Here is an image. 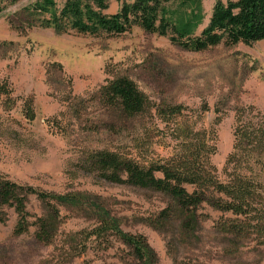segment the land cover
<instances>
[{
  "label": "rangeland",
  "instance_id": "374dc122",
  "mask_svg": "<svg viewBox=\"0 0 264 264\" xmlns=\"http://www.w3.org/2000/svg\"><path fill=\"white\" fill-rule=\"evenodd\" d=\"M37 1L0 0V85L12 90L10 98L0 95V173L42 192L78 193L84 205L61 208L58 232L49 245L35 240V227L14 235L16 214L9 210L7 221L0 224V264H264V246L258 245L257 237L233 239L221 233L215 222L220 214L208 207L198 209L196 218L184 226L175 213L161 219V211L169 206L162 194L107 183L77 171L83 150L118 142L120 151L129 152L127 135L134 129L158 130L153 132L157 142L149 150L155 157L174 154L177 142L156 109L179 107L181 114L172 117L174 122L188 121L215 134L211 163L223 178L233 149L235 113L247 120L264 118V41L219 45L196 53L171 44L170 33L159 37L138 27L118 36L59 34L32 26L35 20L23 10ZM65 1L55 0L57 8ZM161 1L169 11H189L180 5L184 0ZM215 1L201 0L204 19L196 34L208 24ZM120 5L109 0L105 13H116ZM121 76L137 85L149 105L140 124H126L122 138L104 132L110 120H97L101 109L95 105L89 108L86 123L90 133L76 128L67 137L49 131L47 118ZM26 100L32 102L33 121L23 115ZM40 207L31 197L29 212L40 214ZM92 207L107 212L123 232L142 236L148 257L138 260L116 238L108 246L102 241L85 242L81 232L97 223V210Z\"/></svg>",
  "mask_w": 264,
  "mask_h": 264
},
{
  "label": "trees",
  "instance_id": "16d2710c",
  "mask_svg": "<svg viewBox=\"0 0 264 264\" xmlns=\"http://www.w3.org/2000/svg\"><path fill=\"white\" fill-rule=\"evenodd\" d=\"M117 1L121 5L114 14L105 13L109 0H66L61 8H57L55 0H39L23 12L35 20L32 26L50 28L59 34L118 36L133 27L159 37H167L170 33L171 44L196 53L219 45L230 47L264 41V0L226 3L216 0L208 24L199 34L196 30L204 19L201 0H184L180 5L188 9V13L169 11L161 0ZM11 93L6 85H0V95L10 98ZM93 105L101 109L97 120H110L107 123L109 129L105 127L104 132L114 133L117 140L126 132V124L142 122L149 106L137 85L121 76L100 86L88 99L68 105L65 111L47 118L45 123L56 135L69 137L76 128L90 133L92 128L86 127V123ZM22 109L26 120L35 119L30 100L23 102ZM156 114L177 142L174 154L166 158L155 157L149 150L153 142H157L153 132L158 130L139 132L134 129L135 132L127 135L131 142L129 152L120 151L118 142L114 146L83 150L77 160V171L107 183L162 194L168 199L169 206L161 211V219L175 213L184 226L196 218L198 209L208 207L220 214L215 222L221 233L233 239L255 235L258 245L264 246V118L247 120L242 113H235L233 149L226 158L221 178L211 163L216 152L214 133L196 129L188 121L174 122L172 117L181 114L179 107L167 111L156 109ZM31 197L43 205L40 214L29 212ZM83 205V197L78 193L42 192L0 173V224L7 221L8 211L12 210L16 214L13 228L16 236L35 227V240L49 245L58 232L61 208ZM96 215V225L90 231L81 232L85 242L102 241L108 246L109 240L116 238L130 248L138 260L148 257V247L142 236L123 232L105 211L98 209Z\"/></svg>",
  "mask_w": 264,
  "mask_h": 264
}]
</instances>
